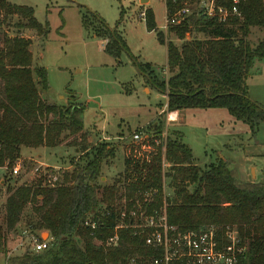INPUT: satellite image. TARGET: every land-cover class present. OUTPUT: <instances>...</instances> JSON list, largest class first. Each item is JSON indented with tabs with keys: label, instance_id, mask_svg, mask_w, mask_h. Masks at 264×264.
Masks as SVG:
<instances>
[{
	"label": "trees",
	"instance_id": "obj_1",
	"mask_svg": "<svg viewBox=\"0 0 264 264\" xmlns=\"http://www.w3.org/2000/svg\"><path fill=\"white\" fill-rule=\"evenodd\" d=\"M183 1L166 5L172 9ZM239 12L240 17L223 23L193 15L180 25L168 27L179 39L192 31L205 35V39L187 40L180 47L165 42L163 34L156 31L152 10L143 12L147 31L156 32L158 42L166 47L169 76L159 81L147 63L135 61V65L161 94H166L168 113L225 109L252 134L264 123V107L250 100L247 85L255 62L264 60V37L254 46L248 39L253 28L264 33V0H242ZM12 17L20 19L14 24L19 30L46 33L47 25L36 21L31 7L0 0V28ZM104 29L108 36L106 53L117 58L122 51L129 52L116 27ZM30 45V39L22 36H2L0 167L13 168L23 147L55 148L83 130L84 104H49L43 99L49 88L47 73L43 67L32 66ZM144 145L150 149L133 145L127 150L119 185L96 184L103 161L114 152L105 143L94 149L83 167L62 173L52 186L42 185L43 177L38 173L30 184L7 187L5 231H12L30 206L28 231L48 232L50 246L40 253L26 251L11 256L5 264H127L134 257L137 262H147L160 256V249L145 245L146 230L132 228L129 219L118 227L120 204L114 207V201L124 199L127 214L136 203L145 204L143 195L157 190L152 203L143 206L151 213L162 205L164 180L169 225L181 232L216 226L221 236L226 227L233 228L243 249L235 264H264V180H242L232 161L217 160L199 167L178 131L164 140L157 132ZM88 218L96 222L94 230L85 224ZM114 235L116 243H107ZM3 236L0 227L1 252H5Z\"/></svg>",
	"mask_w": 264,
	"mask_h": 264
},
{
	"label": "rangeland",
	"instance_id": "obj_2",
	"mask_svg": "<svg viewBox=\"0 0 264 264\" xmlns=\"http://www.w3.org/2000/svg\"><path fill=\"white\" fill-rule=\"evenodd\" d=\"M6 1L31 7L36 21L42 26L47 25V30L44 35L31 29L19 30L14 24L20 19L12 17L0 28V47L3 34L30 39L32 66L43 67L47 73L49 88L43 99L49 104L81 103L86 110L81 133L68 136L55 148L23 147L13 168L0 167V227L5 249V252L0 251V264L11 256L31 252L24 234L29 232L30 206L12 231L4 229L7 187L30 184L38 173L43 177L42 185L52 186L54 175L59 177L77 166L83 167L92 158L94 149L105 143L113 147L114 152L103 161L96 184L100 187L119 185L127 150L139 144L130 140L134 133L154 136L159 132L160 138H165L178 131L199 167H208L217 160L232 161L242 180H264V123L252 134L247 125L233 119L221 108L186 109L174 112L176 118L168 120L166 94H161L138 71L135 61L147 63L159 81L169 76L164 68L165 46L158 42L156 32L147 31L140 15L146 9L152 10L156 31L163 34L165 42L180 47L187 40L205 39L204 34L196 31L179 39L165 29L163 0H149L143 5L139 0ZM105 27H116L129 52L122 51L115 58L104 51L108 41ZM263 37L260 29L253 28L248 39L254 46ZM248 97L264 107V64L252 70L248 77ZM141 149L149 150L150 147ZM15 167L18 171L13 174ZM163 183L167 187L165 180ZM114 202V207L120 204L118 225L125 226L128 219L127 214L123 215L126 213L125 201L120 198ZM38 233L36 230L33 234ZM40 234H43L42 239L49 238L46 231ZM133 259L136 264L146 263ZM130 262L127 264H132Z\"/></svg>",
	"mask_w": 264,
	"mask_h": 264
},
{
	"label": "built area",
	"instance_id": "obj_3",
	"mask_svg": "<svg viewBox=\"0 0 264 264\" xmlns=\"http://www.w3.org/2000/svg\"><path fill=\"white\" fill-rule=\"evenodd\" d=\"M163 1L166 15L164 28L168 29L170 26L180 25L193 15L204 19H214L220 23L226 22L231 17H240L239 5L242 0H184L180 6L172 9H169L166 3L175 4L177 0ZM140 15L142 16L143 12ZM171 114L172 112L168 113V120L176 118V113H173L174 117H171ZM152 138H154L153 135L141 132L132 134L130 140L139 143L138 145L144 148L146 147L144 142ZM161 139L165 138L161 137ZM103 140L106 138L104 137ZM158 142L159 140H156V143ZM17 171L18 168L15 167L13 174H16ZM51 179L52 183H56L59 177L54 175ZM156 193L157 190L147 192L144 195L145 204L143 206L150 205ZM162 195V205L157 210L147 213L142 205L137 204L127 213L128 219L132 221V228L147 231L145 245L160 249V256L153 257L144 264H235L237 262L243 249L239 246V239L233 228L226 227L222 236L219 233L220 229L216 226L204 227L197 231H178L167 221L165 199L168 191L164 183ZM141 207L143 209H140ZM85 224L91 230L97 227L96 222L89 218ZM122 226L118 225V227ZM24 234L30 243L32 252L40 253L49 248L50 238L42 239L40 233L35 235L26 232ZM116 241L117 236L114 235L108 239L107 243L115 244ZM129 261L136 264L134 259Z\"/></svg>",
	"mask_w": 264,
	"mask_h": 264
},
{
	"label": "crops",
	"instance_id": "obj_4",
	"mask_svg": "<svg viewBox=\"0 0 264 264\" xmlns=\"http://www.w3.org/2000/svg\"><path fill=\"white\" fill-rule=\"evenodd\" d=\"M148 2H149V0H148ZM165 52H166V47H165ZM263 62H264V60H262V61H256L255 64H254V66H253V68L251 69V71L254 70V69H256V68L258 69L262 64H264ZM165 67H166V61H165L164 68ZM247 85H248V79H247ZM172 113H174V112H172ZM103 179H104V177H101V180H103Z\"/></svg>",
	"mask_w": 264,
	"mask_h": 264
},
{
	"label": "water",
	"instance_id": "obj_5",
	"mask_svg": "<svg viewBox=\"0 0 264 264\" xmlns=\"http://www.w3.org/2000/svg\"><path fill=\"white\" fill-rule=\"evenodd\" d=\"M145 1H148V0H139V3L143 5V3H144ZM42 237H43V234L41 235V238H42ZM47 238H48V236H47ZM47 238H46V239H47Z\"/></svg>",
	"mask_w": 264,
	"mask_h": 264
},
{
	"label": "bare ground",
	"instance_id": "obj_6",
	"mask_svg": "<svg viewBox=\"0 0 264 264\" xmlns=\"http://www.w3.org/2000/svg\"><path fill=\"white\" fill-rule=\"evenodd\" d=\"M174 115H175V114L172 113V114H171V117H174Z\"/></svg>",
	"mask_w": 264,
	"mask_h": 264
}]
</instances>
